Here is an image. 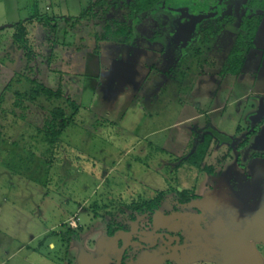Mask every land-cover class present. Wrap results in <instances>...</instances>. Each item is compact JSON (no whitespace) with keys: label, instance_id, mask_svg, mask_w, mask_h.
I'll use <instances>...</instances> for the list:
<instances>
[{"label":"rangeland","instance_id":"374dc122","mask_svg":"<svg viewBox=\"0 0 264 264\" xmlns=\"http://www.w3.org/2000/svg\"><path fill=\"white\" fill-rule=\"evenodd\" d=\"M94 1L0 0V94L13 75L21 74L59 89L79 106L53 147L36 132L45 114L37 104L26 103L25 120L8 112L0 123V264H117L132 227L152 230L148 222L154 212L133 213L132 222L126 204L153 198L160 190L166 199L156 216H197L192 193L203 195L202 187L212 183L210 172L219 175L215 186L227 202L223 215L232 217L222 222L220 232L243 229L255 213L261 223L255 228L264 230V206L258 203L264 204V156L253 150L251 135L252 117L264 115V22L237 68L227 66L234 46L232 27L240 19L236 0H223L221 13L203 21L204 27H223L218 39L207 33L196 41V33L186 50L170 41L167 19L176 13L169 12L165 0L157 11L165 22L162 53V45L149 48L138 40L130 46L113 34L102 38L104 30L92 19L76 21ZM36 14L48 17V25L24 23L26 43L21 45L14 37L20 32L11 25ZM224 15L230 16L222 19ZM11 94L3 104L8 111ZM66 112L69 117L72 110ZM204 131H211L206 133L212 142L199 170L186 159ZM236 187L248 192L245 201L252 196L250 204L232 206ZM176 200L191 203L176 208ZM113 212L114 221L131 230H118L105 240L121 241L116 245L120 253L117 249L105 257L102 225ZM198 216L202 223V214ZM160 231L175 234L174 227ZM190 236L195 239V233ZM254 244L264 264V243ZM194 245L189 248L197 256ZM126 249L129 257L133 243ZM84 251L95 258L90 262Z\"/></svg>","mask_w":264,"mask_h":264},{"label":"trees","instance_id":"16d2710c","mask_svg":"<svg viewBox=\"0 0 264 264\" xmlns=\"http://www.w3.org/2000/svg\"><path fill=\"white\" fill-rule=\"evenodd\" d=\"M163 2H165V0H95L94 2H91L83 11L82 15L77 17L75 20H94L96 22L95 24H99L104 30L105 34L102 38H105L106 34H113L114 37H119L121 42L130 46L135 45L138 40H144V42L148 44L149 48L152 47L151 45H162L161 50H159V52L162 53L165 48L162 37L164 34L165 22L161 20L157 11H159L158 8ZM207 4H211V2H207ZM114 10H117L118 12L116 16L107 18V15ZM171 19L172 17L167 20ZM260 19V15L256 17L253 16L249 19H244L241 25H239L238 33L234 39V46L227 59L230 64L228 63L227 66L235 65L236 67H241L244 62L245 43H248V48L251 46L258 29ZM32 20L39 22L44 21V25H48L46 22L49 18L36 14L27 18L25 21H20L11 25V27H15L19 30L20 33L14 37L21 45H25L26 43V40L24 39L25 33L23 30L25 28L23 24L31 22ZM167 22L166 25L168 24ZM152 51L155 50L152 49ZM11 91V97L13 100L10 105V111H8L3 109V104L6 101V95ZM27 102L33 105H39V108L45 112L42 125L36 128V132L42 135V141L46 142L50 147L57 146L59 138L66 130V127L70 125V122L77 113L79 106L69 98H65L59 89H51L38 83L35 79H30L25 75L15 74L7 82L0 94V123H5L8 112H10L14 117L18 116L20 119L25 120L24 113L28 110V104H26ZM43 102L46 106L45 104H42ZM68 108L72 110L69 117H67L66 112ZM16 109H20L21 112L19 115H17ZM206 132L207 131L202 132V135L197 138L193 151L188 154L186 159L187 164L190 167L192 166L199 170L201 169V165L206 157L209 145L212 142L211 136L207 134L211 131ZM212 132L215 131L212 130ZM218 136L228 140V137L225 135H220L218 133ZM202 168L205 169L207 167L202 166ZM177 193L184 195V188ZM164 197L165 192L157 190L155 197L142 201L135 199L134 201L126 204L124 208L130 211L129 218H131L133 220L132 222H134L135 218L133 213H153L154 210L160 206ZM124 208H119V212L124 213ZM109 214L110 216H106L107 220L102 225V227H104L105 236L110 237L118 230H131L130 227L114 221L117 212Z\"/></svg>","mask_w":264,"mask_h":264},{"label":"crops","instance_id":"0c3cea01","mask_svg":"<svg viewBox=\"0 0 264 264\" xmlns=\"http://www.w3.org/2000/svg\"><path fill=\"white\" fill-rule=\"evenodd\" d=\"M262 131H264V128ZM262 142H264V135L258 134V136H255L252 140V148L264 150V147H261ZM175 188L177 191H180L178 186ZM202 188L205 189L203 195L200 196L201 193H199L198 195L200 198L197 197V201L194 203L196 206H202L201 209L203 210L201 213L202 223L197 222L199 231L195 235V239L192 240L193 245L195 244L193 247L197 248V256L192 255L193 251H191L192 248H189L190 244L182 243L180 237H175L174 243L171 239L169 241V235H166L164 231H160L162 227H167L171 222L170 216L168 217L166 215L163 217L162 214L155 215L156 211L161 207L160 204V206L154 210V214L152 215L150 222H148V226L150 228L152 227V230L147 233L139 231L142 235L132 237V243L134 245L133 254L131 253V256L133 255L134 258L132 264H187L192 261L211 264H262L260 251L258 250L257 245L254 244V241L264 243V230L259 232L260 229L257 228L258 225L261 226V223L257 222V219H255V215L256 217H259V214L255 213L251 217V221L248 222L249 225L245 224L246 226L243 229L238 231L222 230L221 233L222 222L223 225H225L226 219L231 220L232 218L231 215H223L224 210L222 209V206L227 204V202L224 199H221L220 195H215L214 189L205 186ZM247 194V191H243L242 193H240L239 190L234 191L233 195L235 200L229 199V201L232 203L233 207L237 208L239 203H247L244 199ZM165 199L166 197H164L163 201ZM228 206L232 209L229 203ZM240 216L243 217V215ZM132 230L133 232L137 231L135 227H132ZM105 238L103 244L100 245L101 254L105 257L110 254L113 256L118 249L116 248V245H119V242H121L119 241L120 237H117V239L115 238L117 244H109L113 243L110 239L111 237L109 238V241H105L108 240L107 236ZM128 242H124L123 246L127 245ZM158 242L162 243V245L159 244V247L157 245ZM40 245L42 246V244ZM229 246H232L230 248L231 251L228 254H225L224 251ZM49 248H55L52 242L49 243ZM84 252H86L90 262L92 261V258H95L93 254L91 255V253H87V251ZM117 253H120L119 249ZM220 258L223 259L221 260ZM250 258L251 260L249 262ZM103 263L105 264V261H103Z\"/></svg>","mask_w":264,"mask_h":264},{"label":"flooded vegetation","instance_id":"af4514ba","mask_svg":"<svg viewBox=\"0 0 264 264\" xmlns=\"http://www.w3.org/2000/svg\"><path fill=\"white\" fill-rule=\"evenodd\" d=\"M222 1L223 0H168V4L170 3L169 4L170 7L167 6L169 12H172L174 14L176 13L175 14L176 17L173 15L172 19L169 21V29H168L169 31L168 32L170 34H172L170 41H172V43H175V45H178L180 49H182L183 47H186L185 48V50H186V49H188V47L191 46V43H189V41L193 39V35L196 33L198 34V38L196 39V41L198 39H201L203 37V34L206 35L207 33L214 34L213 38H214V40L215 39L217 40L220 37V34H221L223 27H221V26L216 27L215 25H210V23H208L204 27V25H202V24H203V21H205L206 19L216 18L217 15L219 13H221L220 5H221ZM236 1L238 2L237 8H239V10L237 9L238 13L236 12V14H237V16L240 17V19H239L238 25L233 26V25H231V23L229 24L230 26H233L232 28L234 29V34L232 35V41H234V39H235L234 37L238 33V27H239V25H241V23L243 22L244 19H249L253 16H255V17L259 16V15L261 16V19L259 21V26H258L256 33L261 28V26L264 22V2H263V0H236ZM174 2H175V4L177 3V5L173 6L172 3L174 4ZM207 2H211V4H207ZM225 16L229 17L230 15H224V17L222 19L227 18ZM222 19H219V20H222ZM230 19H231V17H230ZM219 20L215 19L216 22H221ZM203 38H206V37H203ZM194 40H192V42H194ZM253 41H255V40H253ZM253 41H252V43H253ZM252 43H251V46L249 48H248V46H246V48L244 49V62L243 63H245V61H246V58H247L246 54L249 53L250 50H252L251 48H252V45L254 44V43L253 44ZM260 48H262L263 55H264V47H260ZM252 119H253V121H255L254 123H256V124L254 126L252 125V127H251L252 128L251 135H252V137H255V136H258V134H261V131L264 128V115L262 116L260 114L259 116H253ZM261 147H264V142L261 143ZM253 150L257 151L256 153H258L259 156L263 157L264 150L255 149V148ZM207 174H208V180L212 182V183L208 184V188H211V186H212L213 188H211V189L215 190V195L219 196V194H220L219 189L220 188L217 187V185L215 186V182L217 181L219 175H217L213 172H210ZM238 190L239 189L236 187L235 191H238ZM198 194L192 193V195H193L192 197L197 198V197H199ZM253 197H254V195H253ZM250 200L252 201V196L248 195V200H246V202L249 203ZM174 203L176 205L174 207L177 208L178 206H187L191 203V201L181 202L179 200L178 201L176 200V201H174ZM258 203L260 206H264V204L261 205L260 202H258ZM193 206L196 209H198L199 214H201L203 212V210L201 209L202 206H200V205L196 206L195 204H193ZM198 215L192 216L188 213H186L185 216H182L180 214L171 215L170 216L171 222L169 223V225L167 227L171 230L174 227L175 234L174 235L166 234V235H169L168 236L169 241L171 239V241H173L175 243V237H178V238L180 237V239L182 240V243L184 242L187 244H191L193 239L191 238L190 235H192L194 233L196 235L199 231L198 224H197V220H198L197 218L199 217ZM175 220H177V221H175ZM131 234L132 235L129 237V242L127 241L128 244L124 245V247L122 248L123 253L121 254V257L119 258V262L117 264H132V261H134L133 255L132 256L129 255V257L126 256L127 250H128L126 248L128 247V245L130 243H132V241H133L132 237L133 236L142 235V234H140L139 231L133 232V230L131 231ZM124 256H126V258Z\"/></svg>","mask_w":264,"mask_h":264},{"label":"water","instance_id":"95a60500","mask_svg":"<svg viewBox=\"0 0 264 264\" xmlns=\"http://www.w3.org/2000/svg\"><path fill=\"white\" fill-rule=\"evenodd\" d=\"M261 135H264V131H261Z\"/></svg>","mask_w":264,"mask_h":264}]
</instances>
